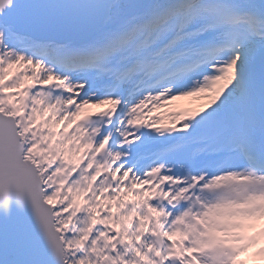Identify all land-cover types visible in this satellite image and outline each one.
<instances>
[{
  "label": "snow or ice",
  "instance_id": "1",
  "mask_svg": "<svg viewBox=\"0 0 264 264\" xmlns=\"http://www.w3.org/2000/svg\"><path fill=\"white\" fill-rule=\"evenodd\" d=\"M0 264H264V0H0Z\"/></svg>",
  "mask_w": 264,
  "mask_h": 264
},
{
  "label": "bare ground",
  "instance_id": "2",
  "mask_svg": "<svg viewBox=\"0 0 264 264\" xmlns=\"http://www.w3.org/2000/svg\"><path fill=\"white\" fill-rule=\"evenodd\" d=\"M188 104H189V102H188Z\"/></svg>",
  "mask_w": 264,
  "mask_h": 264
}]
</instances>
